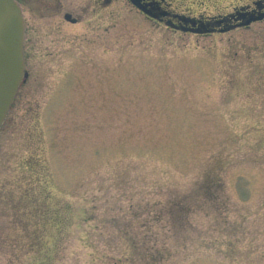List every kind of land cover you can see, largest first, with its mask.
I'll list each match as a JSON object with an SVG mask.
<instances>
[{
    "label": "rangeland",
    "instance_id": "1",
    "mask_svg": "<svg viewBox=\"0 0 264 264\" xmlns=\"http://www.w3.org/2000/svg\"><path fill=\"white\" fill-rule=\"evenodd\" d=\"M66 1L81 17L73 42L21 6L0 264H264V17L204 23L253 0L163 2L203 33L128 0Z\"/></svg>",
    "mask_w": 264,
    "mask_h": 264
},
{
    "label": "flooded vegetation",
    "instance_id": "2",
    "mask_svg": "<svg viewBox=\"0 0 264 264\" xmlns=\"http://www.w3.org/2000/svg\"><path fill=\"white\" fill-rule=\"evenodd\" d=\"M16 4L19 6L22 15L23 21V39H24V32L26 30V23L25 18L23 17V10L21 6L27 5L26 8L29 9L33 15H43L46 17H56V20L51 21L50 24L46 27L45 36H59L63 40L73 42L74 39L78 40V33L77 28L79 23L81 22V17L76 11V8L70 4L66 0H14ZM165 0H141L140 4L146 10H149L152 14L156 15V17H150L143 12L140 13L144 14L147 18L153 20L156 23H164L171 22L173 24L179 25L182 23L180 18H187L195 20L196 27L202 20L194 19L191 17L179 15L176 13H172L168 9L163 7V2ZM110 0H94V3L98 4L99 7H104L108 5ZM71 5V6H70ZM264 10V0H253L250 3H246L244 5H240L238 9H233V12L225 17H220L218 19H210L205 20V24L210 31L212 30H220V29H228L232 28L233 26L238 25L241 22H244L249 14L257 15L258 13ZM45 15H44V14ZM247 13L246 16L241 17V15ZM220 22H216L219 21ZM52 25V26H51ZM187 27L191 25L189 22L186 24ZM36 28V27H34ZM33 28V29H34ZM32 29V30H33ZM171 29V28H170ZM31 30V31H32ZM70 32L68 33V31ZM23 46V43H22ZM48 50L45 51L47 53Z\"/></svg>",
    "mask_w": 264,
    "mask_h": 264
},
{
    "label": "water",
    "instance_id": "3",
    "mask_svg": "<svg viewBox=\"0 0 264 264\" xmlns=\"http://www.w3.org/2000/svg\"><path fill=\"white\" fill-rule=\"evenodd\" d=\"M128 1L144 14L156 17V15L141 6V0ZM246 15L247 13L241 15V17ZM263 17L264 10L257 15L249 14L248 18L239 23L238 26H247L253 21L261 20ZM180 20L182 24L176 25L167 22L166 25L183 32L203 33L208 31L202 24L193 27L195 20L187 18H180ZM187 22L191 25L190 27L186 26ZM225 30L227 29H221L220 31ZM22 42L23 21L19 6L14 0H0V126L13 102L19 85L27 76L24 71Z\"/></svg>",
    "mask_w": 264,
    "mask_h": 264
},
{
    "label": "trees",
    "instance_id": "4",
    "mask_svg": "<svg viewBox=\"0 0 264 264\" xmlns=\"http://www.w3.org/2000/svg\"><path fill=\"white\" fill-rule=\"evenodd\" d=\"M81 208V213L84 215L86 213L85 207H80ZM81 220V218H79Z\"/></svg>",
    "mask_w": 264,
    "mask_h": 264
}]
</instances>
